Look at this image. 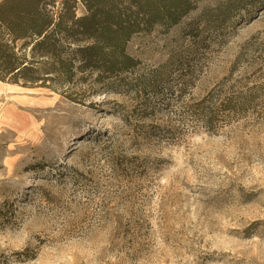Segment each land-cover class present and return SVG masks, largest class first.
Here are the masks:
<instances>
[{"label":"rangeland","instance_id":"374dc122","mask_svg":"<svg viewBox=\"0 0 264 264\" xmlns=\"http://www.w3.org/2000/svg\"><path fill=\"white\" fill-rule=\"evenodd\" d=\"M226 2L102 83L1 84L0 264H264V0Z\"/></svg>","mask_w":264,"mask_h":264},{"label":"trees","instance_id":"16d2710c","mask_svg":"<svg viewBox=\"0 0 264 264\" xmlns=\"http://www.w3.org/2000/svg\"><path fill=\"white\" fill-rule=\"evenodd\" d=\"M196 2L0 0V81L57 91L77 72L94 74L100 83L129 73L139 63L127 51L130 38L156 25H176ZM246 5L245 0H227L215 18L227 21ZM141 82L144 89L149 84Z\"/></svg>","mask_w":264,"mask_h":264},{"label":"bare ground","instance_id":"6f19581e","mask_svg":"<svg viewBox=\"0 0 264 264\" xmlns=\"http://www.w3.org/2000/svg\"><path fill=\"white\" fill-rule=\"evenodd\" d=\"M1 84H3V82L0 81V89H1Z\"/></svg>","mask_w":264,"mask_h":264}]
</instances>
